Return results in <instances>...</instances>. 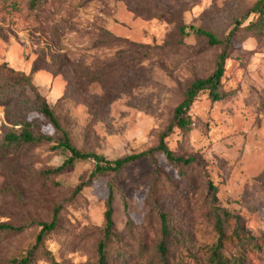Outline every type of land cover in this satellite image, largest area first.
I'll return each mask as SVG.
<instances>
[{"label": "rangeland", "instance_id": "obj_1", "mask_svg": "<svg viewBox=\"0 0 264 264\" xmlns=\"http://www.w3.org/2000/svg\"><path fill=\"white\" fill-rule=\"evenodd\" d=\"M257 1L40 0L30 18L0 11V222L31 226L0 237V264L26 256L40 231L32 224L50 221L56 208L62 209L60 226L44 250L58 264H96L111 189L119 239L109 248L110 263L158 264L160 240L158 222L149 218L157 178L151 160L91 181L92 160L44 176L69 159L54 145L5 149L6 136L25 123L56 142L63 138L37 112L32 90L14 86L8 70L31 79L74 146L111 162L157 148L173 125L166 146L196 162L179 168L155 155L162 173L159 203L178 234L172 260L208 264L217 237L207 217V176L218 190L217 206L240 218L245 234L257 240L258 247H246V264H264V22L256 26L260 19L252 16L237 29ZM181 26L220 38L235 32L222 80L225 99L215 102L201 93L184 128L174 124L175 111L195 81L214 74L224 48L195 35L182 37ZM102 30L125 44L103 46ZM140 46L165 49L144 60ZM102 64L108 82L84 88L83 71L96 73ZM68 80H74L72 89ZM235 252L236 243L226 251ZM34 261L49 264L41 252Z\"/></svg>", "mask_w": 264, "mask_h": 264}, {"label": "trees", "instance_id": "obj_2", "mask_svg": "<svg viewBox=\"0 0 264 264\" xmlns=\"http://www.w3.org/2000/svg\"><path fill=\"white\" fill-rule=\"evenodd\" d=\"M40 0H0V11L8 12L12 15H26L28 18L33 16V13L38 9ZM25 10L28 13L25 14ZM252 16H258L260 21L256 26H261L264 22V0H258L243 16L242 20L237 23V29L243 24L249 21ZM252 23V22H251ZM253 25V24H252ZM255 25H253L254 27ZM189 31V32H188ZM180 35L186 37L188 35H195L199 38H204L208 41L212 47H223L224 52L220 56L216 66V70L212 76L207 79L195 81L187 90V93L178 106L174 115V124L179 128H184L188 125V114L191 111L194 103L199 95L203 92H208L213 101L219 102L225 99V94L221 91L222 80L226 72V62L229 59V53L227 52L233 44L235 38V32L229 34L224 38H220L214 33L196 28L194 26L187 27L181 26L179 28ZM103 46L115 47V45H123L125 42L121 39H115L113 35L102 30ZM137 48L136 46H134ZM141 59H150L155 50L164 51V47L152 48L148 46H140ZM125 55L132 54V50L124 51ZM122 56V52H121ZM102 64L96 73H92L88 69H85L81 75L84 88H89L92 85H105L108 82L110 73L108 68L103 67ZM1 69V67H0ZM10 76V80H15L14 86L29 87L34 95L35 107L37 112L44 117L53 128L63 135L62 140L56 142L52 136L44 135L35 131L33 124L25 123L20 125V129L11 131L5 138L4 147L6 150H16L24 147H36L41 145H54L52 148L56 151H63L67 153L69 159L65 164L57 169L48 170L44 172L46 177H57L65 173L69 168L77 163L95 161L96 171L91 176V181L97 180L100 177L108 174H120L131 165L140 163L143 160H151L156 167L157 178L151 188V193L148 198V204L150 207V219H155L159 225L160 240L156 246L155 254L158 259V264H181L180 262H174L172 257V246L177 238V232L175 231L174 224L169 214L163 209L159 203V181H161V170L156 160V154L162 153L166 160L175 167H190L195 164L194 158L185 159L183 157H177L171 152L165 144V139L174 130L173 125L169 127L167 133L161 138L157 148L143 152L140 154H134L117 161H109L103 156H99L94 153L84 152L74 146L71 137L62 127L61 121L55 111L48 104L47 100L39 93L36 87L32 86L31 79L26 77L22 73H17L13 70L7 71ZM69 87L73 88L74 80H68ZM206 176V174H205ZM204 185L208 190V210L207 217L213 224L214 232L217 240L212 246L208 264H246L244 254L246 247L250 248L258 247L254 238L246 235L244 227L241 226V219L233 216L227 210L217 206V188L207 178L204 181ZM61 208H56L52 218L47 222H36L32 226H37L40 231L36 238L35 245L29 250L26 256L22 258L14 259L11 264H34L35 258L38 252L45 257L49 264H58L54 256L44 250V243L46 239L56 232L60 226ZM125 211L127 216V229H131L133 226L128 205L125 203ZM31 226L16 227L12 224L0 222V237L5 238L8 236H17L27 231ZM103 239L98 243L96 253V264H111L109 257V248L119 239V234L116 230L114 222V192L111 189L109 198L107 201V210L105 213V222L103 227ZM236 243V252L234 255H227L226 251L230 245Z\"/></svg>", "mask_w": 264, "mask_h": 264}]
</instances>
